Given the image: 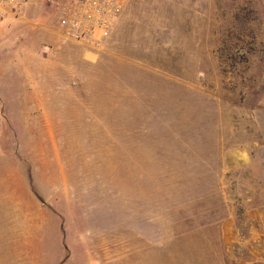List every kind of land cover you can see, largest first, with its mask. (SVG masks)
<instances>
[{"label": "rangeland", "instance_id": "rangeland-1", "mask_svg": "<svg viewBox=\"0 0 264 264\" xmlns=\"http://www.w3.org/2000/svg\"><path fill=\"white\" fill-rule=\"evenodd\" d=\"M47 34L0 53L1 188L32 191L66 264H264V0H125L97 43Z\"/></svg>", "mask_w": 264, "mask_h": 264}, {"label": "crops", "instance_id": "crops-1", "mask_svg": "<svg viewBox=\"0 0 264 264\" xmlns=\"http://www.w3.org/2000/svg\"><path fill=\"white\" fill-rule=\"evenodd\" d=\"M71 0H0V53L20 52L25 46V38L39 37L42 29L48 30L46 37L67 38L60 25V17L46 25L45 8L55 7L60 10ZM62 2V3H61ZM60 5V6H59ZM51 18V17H50ZM49 28V29H48ZM16 63L0 60V69H13ZM4 76L0 75V79ZM9 175L0 172V264H66L65 250L56 246L55 238H49V220H41L39 205H32V191L11 194L7 188H1ZM24 196L28 205L24 204ZM10 197V198H9ZM19 199V202L18 199ZM27 213L25 220L24 214Z\"/></svg>", "mask_w": 264, "mask_h": 264}, {"label": "built area", "instance_id": "built-area-1", "mask_svg": "<svg viewBox=\"0 0 264 264\" xmlns=\"http://www.w3.org/2000/svg\"><path fill=\"white\" fill-rule=\"evenodd\" d=\"M124 1L71 0L60 17L64 36L67 40L90 44L104 39L117 21Z\"/></svg>", "mask_w": 264, "mask_h": 264}, {"label": "trees", "instance_id": "trees-1", "mask_svg": "<svg viewBox=\"0 0 264 264\" xmlns=\"http://www.w3.org/2000/svg\"><path fill=\"white\" fill-rule=\"evenodd\" d=\"M186 233H187V232L182 233L181 236H182V235H183V236L186 235Z\"/></svg>", "mask_w": 264, "mask_h": 264}]
</instances>
